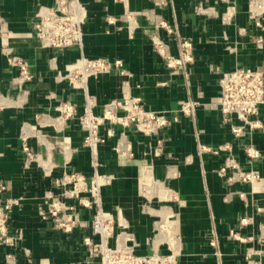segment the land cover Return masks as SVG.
<instances>
[{
  "label": "crops",
  "instance_id": "obj_1",
  "mask_svg": "<svg viewBox=\"0 0 264 264\" xmlns=\"http://www.w3.org/2000/svg\"><path fill=\"white\" fill-rule=\"evenodd\" d=\"M81 2L86 7L82 50H51L41 47L33 21L39 7L53 6L54 0H0V185L9 188L3 198L22 199L10 214L13 246L0 244V264H100L84 242L99 241L91 228L94 209L64 198L79 213L80 224L69 232L39 214L47 207V195L71 188L63 185L66 177L77 173L90 182L95 175L79 124L86 91L69 81L82 53L89 59L120 60L131 74L121 76L112 65L89 80L87 92L97 114L110 101L132 95L147 110L176 117L158 137L121 126L112 127L109 135L110 126L101 127L105 142L97 172L111 177L102 186L103 208L115 218L110 246L131 239L128 244L135 243L136 255L143 257L170 253L171 238H176L177 264H264V185L229 181L232 171L221 172L231 154L243 171H256L264 179V105L253 117L260 127L240 137L218 106L222 73L264 72V0ZM127 14L133 15L132 29ZM162 22L175 33L160 27ZM157 40L164 45L161 53ZM179 40L191 43L192 61L169 68L165 56L180 57ZM5 46L28 63L30 82L19 81ZM62 102L74 105L73 116L61 117L56 108ZM188 102L196 103L191 115L181 111ZM233 123L243 124L237 118ZM24 140L35 153L30 163ZM225 146L232 152L220 150ZM248 147L259 158L250 159ZM158 223L172 229L160 232Z\"/></svg>",
  "mask_w": 264,
  "mask_h": 264
},
{
  "label": "built area",
  "instance_id": "obj_2",
  "mask_svg": "<svg viewBox=\"0 0 264 264\" xmlns=\"http://www.w3.org/2000/svg\"><path fill=\"white\" fill-rule=\"evenodd\" d=\"M132 14H127L125 19L129 22V28L132 29ZM86 21V7L81 0H54L53 6H40L34 21L33 27L36 38L44 49L66 50L73 47H79L81 50L84 43L83 26ZM110 22L113 21L110 19ZM258 27L261 23L256 22ZM160 27L166 29L169 34L175 33L167 23H160ZM263 40L258 39L260 47ZM156 47L158 51L164 48L163 42L157 40ZM180 57L174 58L165 56L167 66L174 68L178 65H185L192 61L191 43L179 40ZM3 53L12 67L18 69V79L21 83L30 82L33 78L28 63L15 53L9 46L3 47ZM114 65L121 76L130 77L123 68L122 61L118 60L111 63L108 59H89L82 53L81 57L71 66L69 81L74 88H83L86 91V103L79 116V124L84 132V146L87 147L94 157V167L96 169L94 178L88 182L84 176L74 173L66 177L67 183L71 188L61 195H47V207L40 208L39 214L44 218H52L56 229L69 232L77 224H80L78 208L75 205H66L64 198L78 199L83 206L94 209V218L91 223L92 232L99 237L95 242L91 238L84 240L89 248L90 255L99 259L100 264H177L176 238L172 239L170 253L161 254L155 252L149 256H137L135 253L136 244L129 245L126 242H119L115 247L110 246V240L115 234V218L103 208L102 186L109 183L111 177H102L97 172L99 166L97 155L99 147L105 142V137L100 133L104 125H109V135H112V127L121 126L123 128L133 127L135 131L143 137H158L161 132L168 128L172 120L176 117L170 116L166 112H155L147 110L142 99L138 96L125 95L123 99H114L103 107L102 114L95 111L94 97L87 92L88 82L91 78H97L99 75L108 73L111 66ZM220 96L218 101L219 109L225 122H231V130L236 137L244 136L246 133L260 127L259 122L254 121L255 117L264 105V72L240 68L234 71L225 72L219 78ZM196 107V103L188 102L182 107V113L191 115ZM61 117H71L75 113L74 105L62 102L57 108ZM237 118L243 124L233 123ZM23 152L26 162L30 163L35 158L33 149L26 140L23 143ZM162 149V141L158 142V150ZM232 152L230 146L221 147L220 150ZM119 150V149H118ZM247 155L254 160L259 158L260 154L253 147L246 149ZM227 171H232L228 177L229 181L239 179L251 184H263L264 179L258 172H246L240 167L234 156L231 154L226 159L224 167L221 169L223 175ZM9 188L0 185V244L13 246V236L9 234L8 226L11 220L10 214L13 208L19 205L21 198H3L2 195ZM89 196L84 200V196ZM158 230L169 231L172 226L167 223H158ZM235 236V234L232 233ZM132 241V240H131ZM9 256L8 258H10Z\"/></svg>",
  "mask_w": 264,
  "mask_h": 264
}]
</instances>
